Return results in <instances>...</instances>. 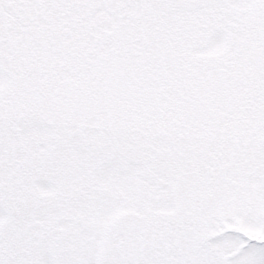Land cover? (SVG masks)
I'll return each mask as SVG.
<instances>
[{"label": "snow or ice", "instance_id": "snow-or-ice-1", "mask_svg": "<svg viewBox=\"0 0 264 264\" xmlns=\"http://www.w3.org/2000/svg\"><path fill=\"white\" fill-rule=\"evenodd\" d=\"M0 264H264V0H0Z\"/></svg>", "mask_w": 264, "mask_h": 264}]
</instances>
